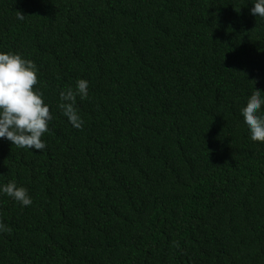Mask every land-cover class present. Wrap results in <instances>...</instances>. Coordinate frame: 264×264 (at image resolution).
<instances>
[{
  "label": "trees",
  "instance_id": "trees-1",
  "mask_svg": "<svg viewBox=\"0 0 264 264\" xmlns=\"http://www.w3.org/2000/svg\"><path fill=\"white\" fill-rule=\"evenodd\" d=\"M255 3L0 0V52L34 61L53 116L41 152L0 139V185L33 199L0 195V264H264ZM78 79L79 130L58 107Z\"/></svg>",
  "mask_w": 264,
  "mask_h": 264
},
{
  "label": "clouds",
  "instance_id": "clouds-1",
  "mask_svg": "<svg viewBox=\"0 0 264 264\" xmlns=\"http://www.w3.org/2000/svg\"><path fill=\"white\" fill-rule=\"evenodd\" d=\"M254 17L264 19V0H256L251 8ZM19 13L17 20H23ZM38 84V69L34 61L18 53L0 52V139H7L13 145L41 152L46 148L42 137L49 131L53 116L45 102L43 92L35 87ZM89 83L78 79L75 87H67L59 92L58 105L62 115L72 127L82 129L84 120L76 100L88 98ZM256 91L250 96L241 110L243 122L253 142L264 143V96ZM0 195H6L21 207L31 206L32 197L28 189L9 181L0 185ZM6 224L0 222V233L8 232Z\"/></svg>",
  "mask_w": 264,
  "mask_h": 264
}]
</instances>
